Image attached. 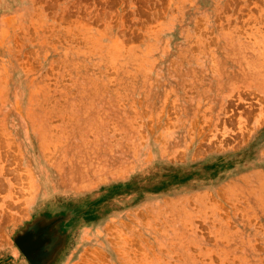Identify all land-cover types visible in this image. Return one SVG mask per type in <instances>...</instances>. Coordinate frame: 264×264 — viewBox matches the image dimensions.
<instances>
[{
    "label": "rangeland",
    "instance_id": "374dc122",
    "mask_svg": "<svg viewBox=\"0 0 264 264\" xmlns=\"http://www.w3.org/2000/svg\"><path fill=\"white\" fill-rule=\"evenodd\" d=\"M0 264H264V0H0Z\"/></svg>",
    "mask_w": 264,
    "mask_h": 264
}]
</instances>
